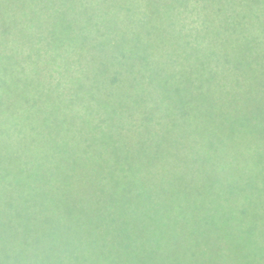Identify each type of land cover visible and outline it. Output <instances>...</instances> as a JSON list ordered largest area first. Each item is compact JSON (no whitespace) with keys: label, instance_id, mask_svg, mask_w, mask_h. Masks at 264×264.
<instances>
[{"label":"trees","instance_id":"obj_1","mask_svg":"<svg viewBox=\"0 0 264 264\" xmlns=\"http://www.w3.org/2000/svg\"><path fill=\"white\" fill-rule=\"evenodd\" d=\"M69 3L0 96L126 97L0 114L6 242L44 264H264V114L229 128L225 99L174 100L264 96V0Z\"/></svg>","mask_w":264,"mask_h":264},{"label":"rangeland","instance_id":"obj_2","mask_svg":"<svg viewBox=\"0 0 264 264\" xmlns=\"http://www.w3.org/2000/svg\"><path fill=\"white\" fill-rule=\"evenodd\" d=\"M70 0H0V93L9 83L24 81L26 75L24 69L30 64L37 65L35 51L41 42L42 36L51 37L57 26L66 23V15L69 12ZM65 2L64 15L57 14L56 7ZM69 15V14H68ZM52 48L53 45H42ZM34 53V54H33ZM34 60V63L33 61ZM27 71H29L27 69ZM6 95V94H5ZM126 96H0V114L8 107L16 110L35 111L40 115L52 111L56 103L71 101L70 112L82 108L83 101L86 104H99L115 102L125 99ZM165 97V96H154ZM262 97V98H261ZM91 99V100H90ZM181 99L184 109L195 112H205L218 99H225L219 110H229V128L233 121L245 119L246 115L256 113L264 114V96H175L174 100ZM93 100V101H92ZM159 101V100H158ZM229 101V102H228ZM228 102V103H226ZM34 103H38L37 105ZM27 105L25 107L24 105ZM47 104V105H41ZM218 105V103H216ZM76 105V106H75ZM215 108V107H213ZM74 111V112H75ZM72 113V112H71ZM55 114V113H54ZM239 124V123H238ZM241 127H245L244 121ZM3 221L2 219H0ZM1 223V222H0ZM5 227L0 224V228ZM0 230V264H44V246L37 245V257L33 261L28 253L18 254L14 250V243L6 242ZM15 249L16 246H15ZM28 251V249H24ZM31 253V251H28ZM35 255V256H36Z\"/></svg>","mask_w":264,"mask_h":264}]
</instances>
